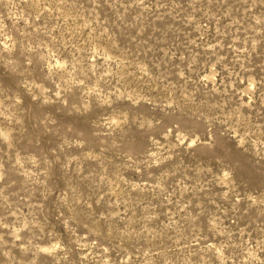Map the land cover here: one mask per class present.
<instances>
[{"label": "rangeland", "instance_id": "rangeland-1", "mask_svg": "<svg viewBox=\"0 0 264 264\" xmlns=\"http://www.w3.org/2000/svg\"><path fill=\"white\" fill-rule=\"evenodd\" d=\"M0 264H264V0H0Z\"/></svg>", "mask_w": 264, "mask_h": 264}]
</instances>
